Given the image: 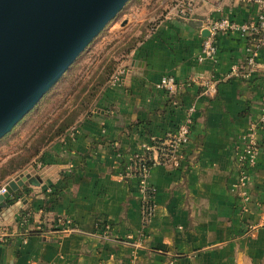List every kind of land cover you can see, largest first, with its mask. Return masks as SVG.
I'll use <instances>...</instances> for the list:
<instances>
[{"label": "crops", "instance_id": "obj_1", "mask_svg": "<svg viewBox=\"0 0 264 264\" xmlns=\"http://www.w3.org/2000/svg\"><path fill=\"white\" fill-rule=\"evenodd\" d=\"M192 1L189 18L175 9L161 16L123 62L120 82L107 85L91 112L41 151L38 171L24 174L38 177L39 186L25 184L6 199L11 204H0V264H264V134L257 136L256 166L237 185L242 136L264 92V47L247 80L226 78L247 55L249 43L239 35L220 36L216 59L197 61L209 20L249 21L255 8ZM164 76L174 78V90L157 88ZM190 80H216V91L203 94L186 85ZM191 105L179 167L149 171L155 211L143 226L138 180L127 167L151 138L174 131ZM24 211L29 221L21 225ZM58 218L74 229L61 231Z\"/></svg>", "mask_w": 264, "mask_h": 264}, {"label": "water", "instance_id": "obj_2", "mask_svg": "<svg viewBox=\"0 0 264 264\" xmlns=\"http://www.w3.org/2000/svg\"><path fill=\"white\" fill-rule=\"evenodd\" d=\"M129 1L0 0V139ZM24 174L8 182L0 204L25 184L39 186L38 177Z\"/></svg>", "mask_w": 264, "mask_h": 264}, {"label": "rangeland", "instance_id": "obj_3", "mask_svg": "<svg viewBox=\"0 0 264 264\" xmlns=\"http://www.w3.org/2000/svg\"><path fill=\"white\" fill-rule=\"evenodd\" d=\"M177 1L130 0L126 3L42 100L0 139V185L35 168L41 151L53 142L42 146L43 137L51 136L57 125L70 117L74 105L79 104L104 76L102 86L88 106L93 108L111 77L123 68L130 52L161 16L174 9ZM109 66L110 73L104 75ZM36 148H40L39 155L22 164L27 152Z\"/></svg>", "mask_w": 264, "mask_h": 264}, {"label": "built area", "instance_id": "obj_4", "mask_svg": "<svg viewBox=\"0 0 264 264\" xmlns=\"http://www.w3.org/2000/svg\"><path fill=\"white\" fill-rule=\"evenodd\" d=\"M237 4H243L255 8V16L245 22H237L229 17H220L209 20L205 25L207 36L203 38L200 51L197 55L198 62L213 61L217 56V39L220 36L239 35L249 43L246 49V58L242 65L231 66L226 78L247 80L257 68V57L261 48L264 47V0H229ZM180 18H189L193 15L194 3L192 0H178L174 7ZM124 69L121 68L111 77L109 85L120 82ZM216 80H190L187 86L196 85L201 88L203 94H214ZM177 83L174 78L164 76L157 84V88L164 91H172ZM195 108L189 106L184 113L183 120L174 131L166 133L162 138H151L148 144L142 146V150L132 156L127 167L129 173L138 180V191L141 204V220L146 226L151 220L155 205L153 203L154 189L148 183L149 171L154 166L171 165L179 167L184 158V151L189 144L190 134L194 122ZM264 134V92L261 95L259 113L256 120L249 126L242 136L243 148L237 158L238 186H244L247 181V173L257 164L259 150L258 134ZM39 166L35 168L38 171ZM15 180V179H14ZM8 179L0 186V195H3ZM20 224L25 225L29 216L20 217ZM55 226L61 231L67 232L74 229L70 220L58 218ZM5 228L0 233V243L5 241ZM131 239V238H129Z\"/></svg>", "mask_w": 264, "mask_h": 264}, {"label": "trees", "instance_id": "obj_5", "mask_svg": "<svg viewBox=\"0 0 264 264\" xmlns=\"http://www.w3.org/2000/svg\"><path fill=\"white\" fill-rule=\"evenodd\" d=\"M127 51H129V50H127ZM104 71H105L104 72V75H107L108 73H110V71H111L110 66L107 67V69L104 70ZM102 77L100 78L99 84H97L91 90L90 93H87V95L80 100L79 104H75L74 105L75 108L73 110H71V113L72 114L70 115V117L69 118H66L65 121H62L61 123H59L57 125L55 131L53 132V134L51 136H44L43 137V139L41 141L42 146H46L48 143H51L52 141L58 139L61 136H64L65 133L67 131H69L78 122V120L80 119L79 118L80 116L81 117L82 116H86V115H88L91 112L92 109L89 108L88 106L94 100V98L97 95L96 93L98 92V89L102 86V84L104 82V76H102ZM39 152H40V148H36V149H34L32 151H28L27 154H26L25 160L23 161L22 164H25V163L29 162V160L31 158H33L35 156H38L39 155ZM0 181H1V179H0ZM6 203L7 204H11L12 203V200H6ZM26 213H27V211L22 212L21 217L27 216ZM29 233L30 234H33L34 232L33 231H29Z\"/></svg>", "mask_w": 264, "mask_h": 264}]
</instances>
